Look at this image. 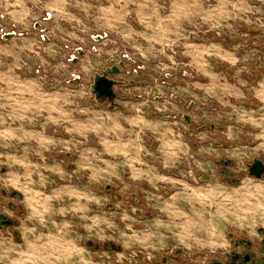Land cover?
<instances>
[{
  "label": "clouds",
  "instance_id": "9594fccd",
  "mask_svg": "<svg viewBox=\"0 0 264 264\" xmlns=\"http://www.w3.org/2000/svg\"><path fill=\"white\" fill-rule=\"evenodd\" d=\"M164 8L155 0H0V168L5 169L0 172V212L19 220L18 225L0 230V264H152L165 255L170 264H207L218 249L230 247L225 238L228 232L249 237L257 256L264 260L260 245L264 232L257 231L264 226V176H254L246 168L251 156L264 152V0H170L167 13L161 15ZM101 32L104 44L97 45L94 34ZM209 32L233 40L228 65L231 83L226 86L218 80L199 90L187 83L170 93L199 101L201 117L223 123L230 133L199 135L208 143L193 152L179 132L173 133L168 126L161 129L160 121L144 119L143 109L151 97L138 104L121 100L123 110L112 112L94 107L99 102L90 80L102 70V57L115 63L118 55L121 61L140 60L142 67H150V60L171 59L165 49H172L182 38ZM45 37L50 41L46 46ZM74 41L88 44L86 55L75 70L58 64L50 76L45 67H51L50 61L45 58L55 59L61 47H79ZM71 59L67 57L69 63ZM176 67L174 60L168 65L160 61L153 70L168 77ZM77 76L79 84L65 86ZM131 79L126 76L121 84L129 85ZM133 91L156 95L160 88L155 93L151 88H125V93ZM212 101L220 107L210 109ZM172 110L180 111L175 104ZM38 117L43 120L36 129ZM50 124L71 138L64 141L47 135ZM125 124L140 132L149 128L160 141L157 148L144 149L139 133L135 144L122 141L120 134L132 131ZM90 133L99 137L102 148L89 146ZM109 133L116 140L105 139ZM57 144L63 146L61 151L83 146L73 172H65L55 161L47 162L45 153ZM142 152L155 164L141 160ZM103 153L124 159L110 164L102 160ZM220 157L233 161L224 172L217 163ZM185 159L194 167L180 168ZM133 161L145 167L133 170L125 180L118 165L131 167ZM157 168L176 169L179 179L162 175ZM85 170L84 184L68 183L44 193L56 183L54 177L71 181ZM195 172L206 177L203 184L189 183L198 180ZM143 181L156 189L146 193L144 202V208L153 213L150 218L142 215L139 203L130 202ZM157 181L167 182L174 191L165 198L159 194ZM108 183L118 185L123 197L112 208H105L109 195L96 194L98 186ZM12 189L22 193L23 199L8 195ZM9 201L14 205L11 209ZM21 205L23 213L18 215ZM13 232L19 233V242ZM88 239L111 241L122 250L92 252L83 246Z\"/></svg>",
  "mask_w": 264,
  "mask_h": 264
},
{
  "label": "rangeland",
  "instance_id": "374dc122",
  "mask_svg": "<svg viewBox=\"0 0 264 264\" xmlns=\"http://www.w3.org/2000/svg\"><path fill=\"white\" fill-rule=\"evenodd\" d=\"M140 2H143V0H140ZM156 3L164 4L165 8L161 9V15H165L167 13V4L170 2V0H155ZM129 7H135V5H129ZM145 12L149 11V9H145ZM134 16L135 13H132ZM0 23H3V20H0ZM133 26L136 27L139 30V25L133 21ZM36 28H40V24H36ZM12 33L8 34V37L10 38ZM249 35H253V33H249ZM170 38H174L170 34ZM37 39H39V36H37ZM112 39L111 34H109V40ZM104 34L101 32L100 34H94V42L97 45L104 44ZM48 37H45L43 40V45H47L49 43ZM74 44L80 45L79 47L72 48H64L61 47V50L57 57L55 59H51L46 57V60L50 61L51 67L49 65H45V67H48V71L50 76L54 73L55 67L58 64H62L64 67H69L72 70H75V67L78 64L79 59L83 58L87 53L88 44H80V41H74ZM141 43H144L141 40ZM233 43V40L231 37L228 36H214L213 33H202L196 37L188 36L186 39L182 38L180 42L173 45L172 49H165V51L168 53V55L171 57V59H168L167 57L161 56L159 58V61L156 60H150L149 64L150 67H142V61L138 60L136 63H131L130 61L125 58L122 60L123 62V69L120 74L116 76V78L120 81H122L123 78L126 76L131 77L129 85H117L115 86V91L122 95L124 99L118 98L116 99L117 106L115 108H112L111 104L109 103H102L101 101L97 100L99 103L96 104L94 107L97 109L104 107L106 111L112 112L116 109L123 110V104L120 103L121 100L123 101H130L132 103H140L141 100L151 97V101L149 105H147L143 111L147 113L144 117L146 121L155 122L160 121V127L163 129L165 126L171 127L172 132L180 133V139H182L185 143L188 144L189 149L193 152L196 151L198 147H200L202 144L206 145L208 143L207 140L201 141L198 137L199 135L207 134L209 137L213 136H220L224 133H230V128H226L223 123H218L216 121H206L201 117V108L198 107L199 101L193 100L191 97H188L186 95H177V94H171L170 90L173 88H183L186 86L187 83H190L194 90H199L202 87L210 86L212 83L223 80L227 84L231 83V73L232 70L228 67L230 59L232 57L231 52V44ZM107 51H112V45L108 44ZM157 47H160L157 45ZM173 51L175 54H173ZM43 55V53H42ZM71 56V62L69 63L67 60V57ZM103 61H105L104 66L102 69H105L108 66H112L114 64H117L119 61L118 55H117V61L118 62H112L109 60L107 56H104L101 58ZM176 61L177 67L175 70H170L171 74L168 77H164L162 74H159L157 71H154L155 65L162 61L164 65L171 64L172 61ZM41 72L44 71L43 68L39 69ZM101 71L95 72L90 80V88L91 84L93 82V77L96 73H100ZM159 75V78L156 79ZM80 80L77 76L75 80L69 81L66 87H72L74 84H79ZM133 87L137 89H147L151 88L152 93L156 92L157 86L160 88V93L156 95H152L151 93H148L146 91L144 92H136L133 91L130 94L125 93L126 87ZM52 89H49L51 91ZM175 104L178 109H180L179 112H174L172 110V105ZM70 107V106H66ZM220 106L217 102H210L209 108L210 109H218ZM126 114H133L126 111ZM55 115V114H54ZM188 118H186V116ZM43 120V117L37 118V123L35 124V128L39 129L40 122ZM32 127V126H28ZM125 128H132V131H126L120 134V139L122 141H131L133 144H135L136 141V134L139 133V143L142 145L144 149H148L149 152L154 151L157 146L159 145L160 141H158L155 138V134L149 129L145 128L143 132H140L139 128H136L134 126H129L125 124ZM55 129V130H54ZM46 134L59 140L67 141L69 140L70 134L63 131L62 128H57L56 125H49L46 129ZM101 136H104L103 132L100 134ZM91 137L89 146L95 147L97 149L102 148L103 145H101L99 141V137H96L94 134H89ZM78 139H83L82 137H77ZM116 136L112 133H109L105 139L108 140H116ZM63 146L61 144L55 145L51 153H45L46 156L49 157L48 163L51 164L53 161H55L58 166L63 169L65 172L71 173L74 169H76L77 165L75 161L78 159V152L79 149L82 148V145H77L76 147L72 148L71 150H63L60 149ZM71 147V146H70ZM135 154L134 149H131L129 151V155L133 156ZM261 154H264V152L256 153L253 156H259ZM252 157V156H251ZM250 157V158H251ZM222 158L224 159H231L230 157H220L217 161L219 168H221V165L219 162H221ZM124 158L117 155L115 157L109 156L107 153L102 154V160L108 161L110 164H118L119 161H122ZM140 159L143 161H146L149 164H155L154 161H152L151 157L141 153ZM232 160V159H231ZM192 165V161L190 159H185L184 162L179 166L180 168L184 169L188 166ZM101 167H104L105 165L101 163ZM194 167V165H192ZM145 167L143 164H138L136 161L132 162L131 167H128L127 165H124L122 168L118 165V170H121L122 176L125 180L129 178L133 170H142ZM5 171L4 168H0V172ZM157 171L162 175H169L173 179H179V175L177 173L176 169H172L169 172H165L162 169L157 168ZM194 175L198 177L197 181H191L189 180V183H192L193 186H195L196 183L203 184L204 180L206 179L205 176L200 174L199 172H195ZM56 183L48 185L43 191L45 194H50L53 189L59 190L62 188L65 184L71 183L73 186H79L84 184L87 181V170H85V174L83 175H75L72 176L71 181L65 179L60 180L59 177H54ZM157 183L160 185L159 187V194L164 196L165 198L171 194V191H174V189H170L169 185L165 181H157ZM117 186L111 183L108 184H102L98 186L97 188V195H109L111 197V200L108 204L105 205V208H112L114 206L115 201L121 200L123 197L118 193ZM152 191H156V189H152L151 186L147 183V181H143L139 183V186L136 188L135 192L132 194L133 198H131L130 202L134 205L136 203H139L141 205V208H144V202L146 200V193H151ZM8 195H11L13 197H19L20 199H23V194L17 192L16 189H12L10 193H7ZM54 203V202H53ZM14 206L12 201L8 202V207L11 209ZM141 208L137 209V214L139 215L141 213ZM20 211L19 214L23 213V206H19ZM1 214L8 217L5 213L0 212ZM142 215L144 217H151L153 215L152 211L148 208H144ZM12 218V217H9ZM15 220L14 225L19 224V220L13 218ZM57 219H60L57 217ZM10 228V227H5ZM3 228V229H5ZM258 228H263L264 226H258ZM257 228V231H258ZM81 231H83L81 229ZM16 235L14 236L16 240L19 242L20 236L18 232H15ZM229 233V232H228ZM228 233L226 235V239L230 245L228 250L231 248V244L228 240ZM14 235V232H13ZM98 245L96 248L95 246ZM84 247L89 249L92 252L97 251H106L109 253H117L121 251V247L111 241H104L103 243H100L93 239H88L84 242ZM225 250L223 248H220L217 250V253L212 256L208 261L207 264H213L214 260H217L216 258L223 259V256L225 255ZM167 256V255H165ZM168 257V256H167ZM162 256L159 258V260H155L152 262V264H158L159 261H161ZM94 259H99V257H94ZM167 264H170V258L167 261Z\"/></svg>",
  "mask_w": 264,
  "mask_h": 264
},
{
  "label": "flooded vegetation",
  "instance_id": "af4514ba",
  "mask_svg": "<svg viewBox=\"0 0 264 264\" xmlns=\"http://www.w3.org/2000/svg\"><path fill=\"white\" fill-rule=\"evenodd\" d=\"M97 74V73H96ZM94 75V77L96 76ZM93 77V82H94ZM92 82V83H93ZM121 85V84H117ZM115 85V86H117ZM114 86V89H115ZM116 92V91H115ZM96 97V100L101 101L102 103H109L112 108H115L118 104L116 102V99L121 98L124 99V97L116 92V96L114 98V102L108 101L103 96H99L98 94L93 93ZM260 160L264 164V154H261L259 156H252L246 161V168L248 171L252 170L253 172H256L258 170L257 161ZM221 165V172H224L227 168H229L233 161L229 158L224 159L222 158L221 162H219ZM262 176H264V170L262 171ZM232 182V181H230ZM14 207V206H10ZM15 223V220L13 218L6 217L5 215L0 213V230H2L5 227H12ZM258 232H264L263 228H258ZM16 233L14 232V236ZM228 240L231 244V248L225 252V255L223 256V259L216 258L217 260L213 261V264H264V260H261L256 252H255V245L253 244V241L245 236V235H238L234 232L228 233ZM260 245L264 247V240L260 241ZM96 248L98 245L95 246ZM179 250H177V259ZM170 257L168 256H162L161 261L158 262V264H167V261Z\"/></svg>",
  "mask_w": 264,
  "mask_h": 264
},
{
  "label": "water",
  "instance_id": "95a60500",
  "mask_svg": "<svg viewBox=\"0 0 264 264\" xmlns=\"http://www.w3.org/2000/svg\"><path fill=\"white\" fill-rule=\"evenodd\" d=\"M123 67V62L119 61L117 64L108 66L105 69H102L100 73H97L94 77V82L91 84L92 93L103 96L106 100L113 103L116 96L114 86L121 84V81L118 80L116 76L121 73ZM185 116L188 118L187 115ZM256 164L258 166V170L256 172L250 170L249 172L254 176H262L264 164L260 160H258Z\"/></svg>",
  "mask_w": 264,
  "mask_h": 264
}]
</instances>
